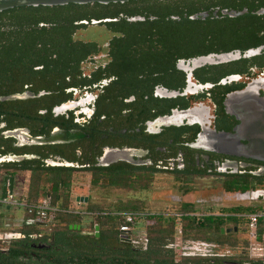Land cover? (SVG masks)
<instances>
[{
    "label": "flooded vegetation",
    "instance_id": "obj_1",
    "mask_svg": "<svg viewBox=\"0 0 264 264\" xmlns=\"http://www.w3.org/2000/svg\"><path fill=\"white\" fill-rule=\"evenodd\" d=\"M162 1L1 11L0 264H264V0Z\"/></svg>",
    "mask_w": 264,
    "mask_h": 264
},
{
    "label": "water",
    "instance_id": "obj_2",
    "mask_svg": "<svg viewBox=\"0 0 264 264\" xmlns=\"http://www.w3.org/2000/svg\"><path fill=\"white\" fill-rule=\"evenodd\" d=\"M129 0H0V11L20 7V6H54V5H66L69 3L85 4L89 2L109 3V2H124ZM230 16H236L242 14V12L229 11L226 12ZM258 13H264V9L258 11ZM208 14L206 12L197 13L191 16L192 19H202ZM143 19V18H137ZM131 20H135L132 18ZM251 88L247 90L245 99L252 100V93H249ZM256 99V98H255ZM257 100V99H256ZM262 112L260 115L253 117L242 118L243 124L237 129L236 134L222 133L220 146L222 149L234 148L238 151H242L247 154L256 155L264 159V103L261 105ZM240 133L247 135L249 144L241 145L238 143V136ZM219 135V136H220ZM232 143H231V142ZM6 187L3 186L2 195H5Z\"/></svg>",
    "mask_w": 264,
    "mask_h": 264
},
{
    "label": "built area",
    "instance_id": "obj_3",
    "mask_svg": "<svg viewBox=\"0 0 264 264\" xmlns=\"http://www.w3.org/2000/svg\"><path fill=\"white\" fill-rule=\"evenodd\" d=\"M3 202L10 204L8 200ZM19 205L25 208V212L28 215L34 214L36 217H44L46 212L52 209V207H49L48 204L46 203H28V204L20 203ZM258 216H259L258 213L249 214V219L251 224L256 221Z\"/></svg>",
    "mask_w": 264,
    "mask_h": 264
},
{
    "label": "trees",
    "instance_id": "obj_4",
    "mask_svg": "<svg viewBox=\"0 0 264 264\" xmlns=\"http://www.w3.org/2000/svg\"><path fill=\"white\" fill-rule=\"evenodd\" d=\"M151 1L160 2V3L163 2L162 0H151ZM248 1H249V0H248ZM250 1H251V0H250ZM68 6H69L68 9H71V8H73V7H75V6H82V5H80V4H75V3H69ZM20 7H21V6H20ZM54 7L57 8L56 6H54ZM173 7H174V8H172V9H173V11H175V13H180V14H181V12H179V10L177 9V8H178V7H177V3H174V4H173ZM21 8H28V10H30V11H37L38 13H42L43 9H45V11H47V9H50L49 7H44V6H38V7H21ZM152 8H154V7L152 6ZM197 8H198V5H197V4L192 3V2H189L187 13H188V14L193 13L195 10H197ZM158 9H159V8L156 7V11H157ZM11 10H12V9H11ZM6 11H9V10H6ZM56 11L58 12L59 9H56ZM3 12H5V11H3ZM3 12L0 11V20H1V15H2ZM41 15H42V14H41ZM54 18H55V19H58V18H59V15H58V14L55 15ZM186 21H191V20H187V19H186Z\"/></svg>",
    "mask_w": 264,
    "mask_h": 264
},
{
    "label": "rangeland",
    "instance_id": "obj_5",
    "mask_svg": "<svg viewBox=\"0 0 264 264\" xmlns=\"http://www.w3.org/2000/svg\"><path fill=\"white\" fill-rule=\"evenodd\" d=\"M96 31V34H98L99 35V37H103L104 35H105V33L104 32H106V31H104V30H94V31H91V33L92 32H95ZM80 34V33H79ZM95 34V35H96ZM98 35H96V36H98ZM107 35V34H106ZM105 35V36H106ZM100 39V38H99ZM100 42L102 41V40H99ZM3 211V212H2ZM0 212H2V213H5L6 215H8V214H10V215H12V212L11 211H4V209L2 208V209H0ZM22 214V210H17L16 211V213H15V215H17V216H20Z\"/></svg>",
    "mask_w": 264,
    "mask_h": 264
}]
</instances>
